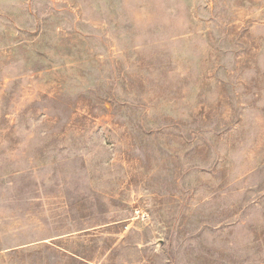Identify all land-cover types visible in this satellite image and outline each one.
I'll use <instances>...</instances> for the list:
<instances>
[{"label":"rangeland","instance_id":"obj_1","mask_svg":"<svg viewBox=\"0 0 264 264\" xmlns=\"http://www.w3.org/2000/svg\"><path fill=\"white\" fill-rule=\"evenodd\" d=\"M0 264H264V0H0Z\"/></svg>","mask_w":264,"mask_h":264}]
</instances>
